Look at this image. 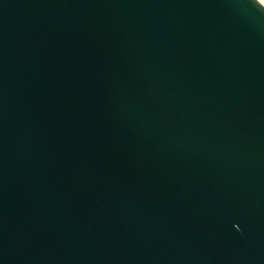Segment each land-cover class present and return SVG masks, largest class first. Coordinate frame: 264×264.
I'll return each instance as SVG.
<instances>
[{
    "label": "water",
    "instance_id": "water-1",
    "mask_svg": "<svg viewBox=\"0 0 264 264\" xmlns=\"http://www.w3.org/2000/svg\"><path fill=\"white\" fill-rule=\"evenodd\" d=\"M0 264H264V7L0 0Z\"/></svg>",
    "mask_w": 264,
    "mask_h": 264
},
{
    "label": "bare ground",
    "instance_id": "bare-ground-1",
    "mask_svg": "<svg viewBox=\"0 0 264 264\" xmlns=\"http://www.w3.org/2000/svg\"><path fill=\"white\" fill-rule=\"evenodd\" d=\"M263 7H264V1L262 0H257Z\"/></svg>",
    "mask_w": 264,
    "mask_h": 264
},
{
    "label": "rangeland",
    "instance_id": "rangeland-1",
    "mask_svg": "<svg viewBox=\"0 0 264 264\" xmlns=\"http://www.w3.org/2000/svg\"><path fill=\"white\" fill-rule=\"evenodd\" d=\"M262 1H264V0H262Z\"/></svg>",
    "mask_w": 264,
    "mask_h": 264
}]
</instances>
